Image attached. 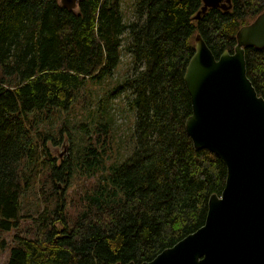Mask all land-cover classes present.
I'll return each mask as SVG.
<instances>
[{"label": "trees", "instance_id": "trees-1", "mask_svg": "<svg viewBox=\"0 0 264 264\" xmlns=\"http://www.w3.org/2000/svg\"><path fill=\"white\" fill-rule=\"evenodd\" d=\"M201 5L139 0L135 18L125 22L118 0H79L77 9L60 0H0V231L19 227L20 198L30 184L43 202L33 235H16L5 264L138 263L203 224L226 166L209 149L195 148L185 130V66L196 33L215 57L232 52L237 29L264 9V0H231L195 18ZM125 31L134 69L114 91L132 93V149L106 168L103 140L100 148L85 145L75 161L57 162L47 143L56 136L33 125L35 114L68 109L87 79L110 76ZM244 54L247 76L264 97V46H245ZM96 123L84 130L88 140L91 131L108 130ZM74 166L85 175L103 171L69 220L63 191Z\"/></svg>", "mask_w": 264, "mask_h": 264}, {"label": "water", "instance_id": "water-1", "mask_svg": "<svg viewBox=\"0 0 264 264\" xmlns=\"http://www.w3.org/2000/svg\"><path fill=\"white\" fill-rule=\"evenodd\" d=\"M231 0H202L228 8ZM74 8L78 0H60ZM264 46V9L236 31L233 51L215 57L200 33L183 80L191 112L184 126L195 148L226 166L220 195L211 193L202 225L153 258L113 264H264V97L246 73L245 46Z\"/></svg>", "mask_w": 264, "mask_h": 264}, {"label": "rangeland", "instance_id": "rangeland-1", "mask_svg": "<svg viewBox=\"0 0 264 264\" xmlns=\"http://www.w3.org/2000/svg\"><path fill=\"white\" fill-rule=\"evenodd\" d=\"M118 1L123 21L128 22L134 19L139 0ZM77 8L78 4L74 9ZM129 40L127 31L123 32L119 61L110 76L101 82L87 79L78 89L76 98L68 109H51L47 113L39 111L35 114L33 125L56 136V138L48 139L47 143L57 162L68 157L75 161L83 152L85 145L91 143L94 147L100 148V141L103 140L105 141L103 150L106 149V151L102 154L104 155L102 163L106 168L123 160L132 149L135 117V110L129 104L132 93L130 89L114 91V85L122 82L123 78L131 74L134 69L131 53L126 49ZM44 114L48 115L44 116ZM96 122L106 124L108 130L95 129V132L91 131V140H88L84 130L87 127L94 129ZM59 129L61 133L58 132ZM81 161L82 157L77 164ZM102 171L99 169L98 172L85 175L83 166H74L73 173L63 191L69 220H72L84 208L85 190L95 182ZM59 186L64 187L61 182ZM42 209L43 202L39 193L30 184L20 198L19 227L10 231H0V264H5L9 248L16 243V235H33L35 231L33 216Z\"/></svg>", "mask_w": 264, "mask_h": 264}]
</instances>
